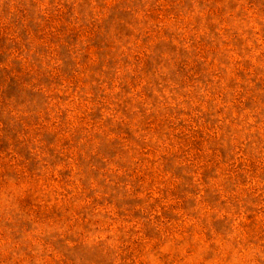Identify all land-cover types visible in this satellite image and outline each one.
Instances as JSON below:
<instances>
[{"label":"rangeland","instance_id":"1","mask_svg":"<svg viewBox=\"0 0 264 264\" xmlns=\"http://www.w3.org/2000/svg\"><path fill=\"white\" fill-rule=\"evenodd\" d=\"M0 264H264V0H0Z\"/></svg>","mask_w":264,"mask_h":264}]
</instances>
